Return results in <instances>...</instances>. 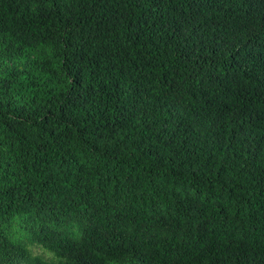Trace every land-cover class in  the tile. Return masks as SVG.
Segmentation results:
<instances>
[{
	"label": "trees",
	"instance_id": "16d2710c",
	"mask_svg": "<svg viewBox=\"0 0 264 264\" xmlns=\"http://www.w3.org/2000/svg\"><path fill=\"white\" fill-rule=\"evenodd\" d=\"M0 264H264V0H0Z\"/></svg>",
	"mask_w": 264,
	"mask_h": 264
},
{
	"label": "rangeland",
	"instance_id": "374dc122",
	"mask_svg": "<svg viewBox=\"0 0 264 264\" xmlns=\"http://www.w3.org/2000/svg\"><path fill=\"white\" fill-rule=\"evenodd\" d=\"M29 249L33 255L40 256L47 261H53L54 260V257L52 256L51 253H49V252H47V251H45V250H43L37 246H31V247H29Z\"/></svg>",
	"mask_w": 264,
	"mask_h": 264
}]
</instances>
